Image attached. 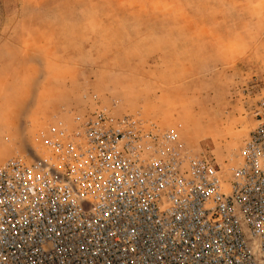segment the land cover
<instances>
[{
	"label": "rangeland",
	"instance_id": "374dc122",
	"mask_svg": "<svg viewBox=\"0 0 264 264\" xmlns=\"http://www.w3.org/2000/svg\"><path fill=\"white\" fill-rule=\"evenodd\" d=\"M264 98V0H0V167L100 110L233 163Z\"/></svg>",
	"mask_w": 264,
	"mask_h": 264
},
{
	"label": "built area",
	"instance_id": "2783aa9c",
	"mask_svg": "<svg viewBox=\"0 0 264 264\" xmlns=\"http://www.w3.org/2000/svg\"><path fill=\"white\" fill-rule=\"evenodd\" d=\"M222 166L100 110L0 167V264H264V98Z\"/></svg>",
	"mask_w": 264,
	"mask_h": 264
}]
</instances>
